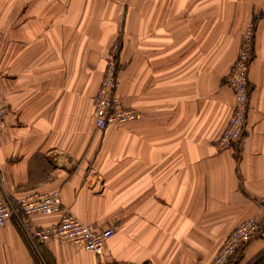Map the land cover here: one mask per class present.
Returning <instances> with one entry per match:
<instances>
[{
	"label": "crops",
	"instance_id": "0c3cea01",
	"mask_svg": "<svg viewBox=\"0 0 264 264\" xmlns=\"http://www.w3.org/2000/svg\"><path fill=\"white\" fill-rule=\"evenodd\" d=\"M249 25L247 131L219 149ZM114 45L117 94L138 116L98 130ZM0 89V195L59 191V211L22 214L35 228L67 209L114 229L98 258L72 242L34 246L10 217L0 264H212L249 218L259 233L230 264H264V0H0Z\"/></svg>",
	"mask_w": 264,
	"mask_h": 264
},
{
	"label": "built area",
	"instance_id": "2783aa9c",
	"mask_svg": "<svg viewBox=\"0 0 264 264\" xmlns=\"http://www.w3.org/2000/svg\"><path fill=\"white\" fill-rule=\"evenodd\" d=\"M253 31L248 29L238 48L237 57L225 79V85L233 92L235 100L231 117L217 140L219 149H227L240 142L247 131L246 118L248 113V67L253 51ZM119 46L114 45L108 55L101 83L93 101V115L96 128L102 130L108 124H121L131 121L138 112L122 104L117 94V56ZM8 110L0 89V136L4 114ZM71 159L68 158L67 162ZM61 208L59 191L50 193H31L11 199L7 194L0 195V226L10 217H16L23 230L35 246L47 240L72 242L92 252L98 258L104 254L106 242L114 235V229L107 227L94 230L83 223L67 209L61 210L59 221L48 228H35L22 214H52ZM260 223L254 218L241 222L223 241L218 248L212 264H230L232 258L239 253L245 244L259 233Z\"/></svg>",
	"mask_w": 264,
	"mask_h": 264
},
{
	"label": "rangeland",
	"instance_id": "374dc122",
	"mask_svg": "<svg viewBox=\"0 0 264 264\" xmlns=\"http://www.w3.org/2000/svg\"><path fill=\"white\" fill-rule=\"evenodd\" d=\"M248 29H251L252 31H253V38H254V29H253V26L252 25H249L247 28H246V30L244 31V33L248 30ZM244 33H243V35H244ZM242 39H243V37H242ZM242 42V41H241ZM241 44V43H240ZM253 44H254V40H253ZM240 46V45H239ZM253 52V51H252ZM98 90V89H97ZM97 93V92H96ZM96 95V94H95ZM8 106V105H7Z\"/></svg>",
	"mask_w": 264,
	"mask_h": 264
},
{
	"label": "trees",
	"instance_id": "16d2710c",
	"mask_svg": "<svg viewBox=\"0 0 264 264\" xmlns=\"http://www.w3.org/2000/svg\"><path fill=\"white\" fill-rule=\"evenodd\" d=\"M262 256H264V253H262V255H261L260 257L262 258ZM261 258H260V259H261Z\"/></svg>",
	"mask_w": 264,
	"mask_h": 264
}]
</instances>
